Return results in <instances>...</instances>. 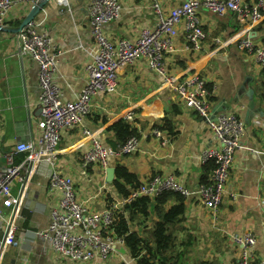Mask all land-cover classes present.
<instances>
[{
  "label": "crops",
  "instance_id": "obj_1",
  "mask_svg": "<svg viewBox=\"0 0 264 264\" xmlns=\"http://www.w3.org/2000/svg\"><path fill=\"white\" fill-rule=\"evenodd\" d=\"M89 1L47 0L38 14L45 17L38 30L48 33L59 51L53 76L62 97L68 100L86 85V64L97 49L89 24ZM119 1L122 7L119 17L105 26L112 41L134 39L144 29L155 27L157 15L150 0ZM181 1L160 0L164 11ZM32 5L29 1H18L8 14L3 26L6 29L0 30V159H4L1 164L4 166L10 153L14 163L25 161L27 153L15 152L17 143L35 140L40 134L39 65L30 56L20 55L18 31L12 30L22 23ZM198 15L207 35L202 50L186 48L183 27L179 26L169 65L177 74L196 73L206 80L212 89L213 106L222 99L232 105L226 112H235L244 121V147L235 152L226 193L217 213L197 197L185 198L184 216L169 230L173 243L165 252L168 260L166 263L155 260L153 264H239L243 246L235 243L233 236L246 232L256 237L250 248L253 260L264 258V156L249 149L264 150V67L237 43H228L229 38L240 35L264 43V17L262 23L251 27L230 11L218 16L202 7ZM250 76L247 88L255 90L256 106L248 113L246 93L243 92L239 102L233 101L232 95ZM163 82V76L151 70L145 59L123 66L118 73L117 91L94 95L92 112L81 124L64 132L55 162L51 164L44 159L36 169L24 172L25 184L19 179L13 181L12 192L20 196L21 218L16 232L19 245L7 247L0 255V264H84L59 254L40 231L48 227L51 209L58 205L61 196L48 183L53 170L74 179L77 197L92 212L113 207L123 197L114 180H107V172L100 165L83 164L82 153L91 143L85 130L96 133L104 146L117 150L122 142L110 126L119 119L128 121L139 138L137 150L111 158L109 166H124L139 183L156 175L174 177L191 188L210 181L215 163L203 161L201 155L217 140L204 118ZM128 112L136 118L129 121ZM154 128H161L168 141L156 137ZM127 187L131 191L133 186ZM150 199L149 214L135 215L130 229L151 239L162 213L177 199L174 196L163 202L157 197ZM3 234L0 228V249ZM132 258L127 247L97 264H119L123 260L139 264Z\"/></svg>",
  "mask_w": 264,
  "mask_h": 264
},
{
  "label": "built area",
  "instance_id": "obj_2",
  "mask_svg": "<svg viewBox=\"0 0 264 264\" xmlns=\"http://www.w3.org/2000/svg\"><path fill=\"white\" fill-rule=\"evenodd\" d=\"M18 1L35 4L40 0H0V26H4L10 10ZM150 1L152 10L157 15L155 27L144 29L137 38H123L117 42L108 37L105 26L119 17L122 8L120 1H89V24L97 49L86 64V85L70 100L62 97L53 76L59 51L48 33L38 30L45 17H35L17 32L20 55L30 56L39 65L40 134L35 140L17 143L15 152L27 153L25 161L14 163L10 153L5 158L6 166L0 169V228L4 232L0 255L7 247L19 245L16 232L18 220L21 218L20 196L12 192L13 181L19 179L25 184L27 178L24 172L36 169L38 163L44 159L53 164L57 159L58 145L64 132L81 124L92 112L94 95L117 91L120 69L138 59H145L151 70L162 75L163 85L178 95L185 105L196 110L213 132L216 144L204 149L201 155L203 161L213 160L215 163L210 181L191 188L174 177L156 175L132 187L127 195L121 197L120 203L92 212L77 197L74 179L53 170L49 174L48 183L61 196L58 205L51 209L48 227L40 231V235L49 240L53 248L64 257L82 263L97 264L101 260L107 261L121 247L127 248L125 235H119L115 228L118 208L124 209L127 204L141 196L154 198L164 191H178L185 198L197 197L215 213L220 208L235 152L244 147L242 137L245 123L235 112H220L212 119L213 95L206 80L196 73H175L169 65L168 57L174 50V40L180 32L179 26L183 27L186 48L195 52L202 50L207 35L198 15L200 8L205 7L218 16L229 11L234 12L239 19L252 27L263 21L264 0H182L169 11H164L160 0ZM72 43L77 44L76 41ZM228 43H237L239 48L252 55L264 67V43L246 35L231 37ZM126 118L130 121L136 117L128 112ZM85 132L91 136L90 145L82 153L85 167L98 164L106 171L111 158L134 153L139 144L138 136L131 134L114 150L104 146L96 133L90 130ZM152 132L163 141H168L161 128H154ZM249 149L264 156V150L252 147ZM233 239L235 243L243 246L239 264H264V258L253 260L250 250L256 243L253 233L235 234ZM119 264H131V260H123Z\"/></svg>",
  "mask_w": 264,
  "mask_h": 264
},
{
  "label": "trees",
  "instance_id": "obj_3",
  "mask_svg": "<svg viewBox=\"0 0 264 264\" xmlns=\"http://www.w3.org/2000/svg\"><path fill=\"white\" fill-rule=\"evenodd\" d=\"M162 128L164 129L165 125ZM110 129L115 132L118 141L122 143L131 134H136V129L131 127L130 123L125 119H119L110 126ZM138 184L139 182L134 174L130 173L124 166L117 165L114 185L122 195L125 196L129 193L127 185L136 187ZM170 196L176 197L177 201L162 213L160 220L155 225L151 239L141 237L137 231L130 229L131 221L135 215L142 214L147 216L149 214L152 201L149 197L141 196L127 204L124 211L117 213L116 231L119 235H125L126 247H128L132 257L139 264H153L155 260H162V262L166 263L168 260L165 252L173 243V237L169 230L171 226L182 220L185 213V197L180 192L164 191L156 197L159 202H163Z\"/></svg>",
  "mask_w": 264,
  "mask_h": 264
},
{
  "label": "water",
  "instance_id": "obj_4",
  "mask_svg": "<svg viewBox=\"0 0 264 264\" xmlns=\"http://www.w3.org/2000/svg\"><path fill=\"white\" fill-rule=\"evenodd\" d=\"M47 0H40L38 3H35L32 5V7L30 8V10L28 11L27 15L25 16L24 20L22 21V23L14 30L19 31L24 25H26L29 21L33 20L35 17L38 16V14L42 11L43 7L45 6ZM6 28L0 26V30H4ZM252 77H247V79L240 85L239 89L233 93L232 98L233 101L235 102H239L241 99V96L244 93H246L249 101L247 104L248 107V113H251L255 106V99H254V93L255 90L253 88H247V86L249 85V83L251 82ZM232 105L226 102V99H222L219 102H217L213 108H212V119L216 118V115L222 111H227V109H231ZM2 163H4V159L1 158L0 159V169L4 168V165H1ZM115 170L116 167L115 166H108L106 169L107 172V180L108 181H113L114 180V175H115ZM121 250L125 251V248H121Z\"/></svg>",
  "mask_w": 264,
  "mask_h": 264
},
{
  "label": "rangeland",
  "instance_id": "obj_5",
  "mask_svg": "<svg viewBox=\"0 0 264 264\" xmlns=\"http://www.w3.org/2000/svg\"><path fill=\"white\" fill-rule=\"evenodd\" d=\"M8 18V17H7ZM94 98V97H93ZM38 138V137H37ZM102 262H104L105 260H101ZM84 264H90V262H85ZM93 264V263H92Z\"/></svg>",
  "mask_w": 264,
  "mask_h": 264
}]
</instances>
